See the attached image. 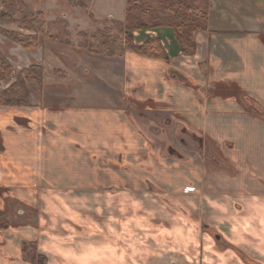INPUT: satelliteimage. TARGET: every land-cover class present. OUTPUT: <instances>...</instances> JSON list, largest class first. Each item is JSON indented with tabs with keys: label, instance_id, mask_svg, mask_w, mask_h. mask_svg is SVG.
<instances>
[{
	"label": "crops",
	"instance_id": "1",
	"mask_svg": "<svg viewBox=\"0 0 264 264\" xmlns=\"http://www.w3.org/2000/svg\"><path fill=\"white\" fill-rule=\"evenodd\" d=\"M207 26L194 54L166 29L168 60L88 53L94 81L0 106V264H40L30 243L45 264H264V0H210ZM139 129L185 157L88 170Z\"/></svg>",
	"mask_w": 264,
	"mask_h": 264
},
{
	"label": "rangeland",
	"instance_id": "2",
	"mask_svg": "<svg viewBox=\"0 0 264 264\" xmlns=\"http://www.w3.org/2000/svg\"><path fill=\"white\" fill-rule=\"evenodd\" d=\"M33 11L37 13L42 11L45 14L46 23H50L58 18L66 19L69 22V32H70V40L71 45L65 46L58 43L51 42L47 40L43 34L42 41L38 47L34 49L25 48L12 39L6 37L2 33H0V47L3 53L7 56L11 64L13 65V70L6 75L4 79H0V89L7 88L10 84L16 81L17 77L20 75L21 71L28 67L30 62H42L44 63L45 71H44V79L46 80V84L38 85L32 84L29 85L31 93L41 99V97L45 98L46 94L50 91H54V93H66L70 94L72 91L73 83L70 81L63 82V76L66 75L67 71L75 70L79 73L80 76H84L85 78H89L90 81L93 80V71L95 67H92L89 63L86 62L88 53H91L86 49L83 45V39L80 36V33H88L93 34L98 29H103L108 26L113 29L114 33H117V29L114 25V20H125V10L127 8V0H95L94 2V13L96 18L100 23H95L86 12L80 8L73 6L69 2L65 0H21ZM151 19L157 23L162 24L161 27L145 30V31H134V42L137 45H143L150 39H158L160 44L167 51L169 48V39L163 37V32L166 29L174 28L180 22H183L186 19V14L184 12L174 13L172 11H167L163 8H158V10L151 16ZM105 21V23H104ZM208 23V21H207ZM0 27H3L8 30H17L23 31L24 33H30L25 30H21L14 24H11L7 21H3L0 24ZM195 32V39L196 33ZM2 35V36H1ZM4 36V37H3ZM173 36V33H172ZM174 40L178 43V41L173 36ZM179 44V43H178ZM19 45L21 47H19ZM180 46V44H179ZM181 48V47H180ZM80 57L85 60V62H80ZM30 66V65H29ZM67 70V71H66ZM90 92L91 90H97L96 84L94 86L88 88ZM69 99L65 100H57L52 99V103L64 102L68 103ZM128 109V108H127ZM123 118V117H122ZM142 125V123H138ZM142 128L144 125L141 126ZM141 130V131H139ZM133 132V137H136L137 146L134 148L128 149L120 148V153L116 154L110 152L108 157H106V161H99L92 156L89 155V171H106V170H120L127 171L133 169V171H144L150 170V166L146 164L151 158L154 159V167H161V155L165 156L169 163L176 162L180 157L184 158L185 155L182 154L183 150L178 149L177 147L169 146L165 149L154 148L148 149L144 146L145 133L143 129H139ZM124 134V133H123ZM171 137H175V133H170ZM131 136V138H133ZM127 136L124 135L122 137V145L124 144ZM176 140V137L175 139ZM175 143V141H174ZM187 153L191 149H184ZM191 152V151H190ZM130 153V155H128ZM129 156V157H128ZM114 159V160H113ZM97 160V161H96ZM114 161V162H113ZM98 162V163H96ZM147 166V167H146ZM149 166V168H148ZM146 167V168H145ZM166 168V167H164ZM14 208H17L14 206ZM25 253L26 256L31 259V256L38 255L37 250L35 249L32 243L25 245ZM39 260V259H38ZM41 264H45V259H43Z\"/></svg>",
	"mask_w": 264,
	"mask_h": 264
},
{
	"label": "trees",
	"instance_id": "3",
	"mask_svg": "<svg viewBox=\"0 0 264 264\" xmlns=\"http://www.w3.org/2000/svg\"><path fill=\"white\" fill-rule=\"evenodd\" d=\"M65 1L82 8L93 22L100 23L93 10L95 0ZM209 5L210 0H127L125 20H114L117 33H114L111 27L106 26L93 34L82 32L80 36L84 47L93 54L115 57L123 56L128 49H133L148 57L168 60V54L158 39H150L143 45H137L133 35L134 31L161 27L162 24L153 21L151 16L158 8H163L174 13L184 12L186 14V19L172 28V33L184 54H194L197 48L195 32L208 29ZM3 21L30 32L24 33L0 27V33L25 48L38 47L43 34L51 42L65 46L71 45L70 26L66 19L58 18L47 25L45 14L42 11L34 13L21 0H0V24ZM12 70L13 65L0 47V79H4ZM43 83V66L38 63L31 64L21 71L15 82L7 88L0 89V106L32 105L29 85H42ZM8 226V217L4 211L0 210V229ZM31 259L40 263L44 257L33 255Z\"/></svg>",
	"mask_w": 264,
	"mask_h": 264
}]
</instances>
